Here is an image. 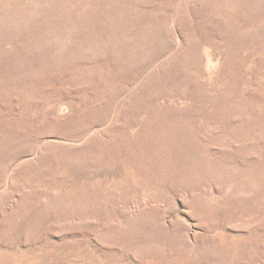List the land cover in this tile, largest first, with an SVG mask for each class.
<instances>
[{"label":"rangeland","instance_id":"374dc122","mask_svg":"<svg viewBox=\"0 0 264 264\" xmlns=\"http://www.w3.org/2000/svg\"><path fill=\"white\" fill-rule=\"evenodd\" d=\"M0 264H264V0H0Z\"/></svg>","mask_w":264,"mask_h":264}]
</instances>
